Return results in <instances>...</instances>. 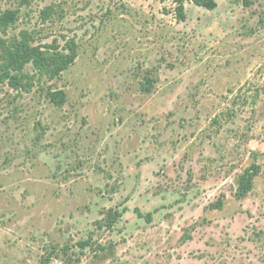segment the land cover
Masks as SVG:
<instances>
[{"label":"rangeland","instance_id":"rangeland-1","mask_svg":"<svg viewBox=\"0 0 264 264\" xmlns=\"http://www.w3.org/2000/svg\"><path fill=\"white\" fill-rule=\"evenodd\" d=\"M206 1L0 0L77 53L0 81V264H264V0Z\"/></svg>","mask_w":264,"mask_h":264},{"label":"trees","instance_id":"trees-1","mask_svg":"<svg viewBox=\"0 0 264 264\" xmlns=\"http://www.w3.org/2000/svg\"><path fill=\"white\" fill-rule=\"evenodd\" d=\"M195 2L207 9H215L217 6L213 1L195 0ZM177 11L179 19L185 21L186 15L183 3L178 7ZM15 21L16 13L14 11H7L0 17V26L2 28H8ZM68 51V53H64L59 49L43 51L41 47L33 46L27 39L25 33L9 40L0 38V61L4 63L5 67V73L0 77V81H9L12 85L15 84L18 77L14 73H21L30 63L35 65L42 76L53 80L59 77L76 61L77 53L75 49L70 48ZM48 99L55 105L62 106L66 103V93L62 90L50 91ZM261 172V166L254 163L237 177L236 197L238 199H244L252 192L255 180L260 176ZM223 205V200L220 199L211 204L210 208L213 210H221ZM140 216L143 217L142 215ZM151 216V214L147 216L148 221L151 220ZM121 217L122 213L111 210L105 221L108 225L105 226L112 228ZM84 245L85 243H81V246Z\"/></svg>","mask_w":264,"mask_h":264}]
</instances>
